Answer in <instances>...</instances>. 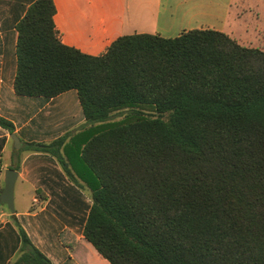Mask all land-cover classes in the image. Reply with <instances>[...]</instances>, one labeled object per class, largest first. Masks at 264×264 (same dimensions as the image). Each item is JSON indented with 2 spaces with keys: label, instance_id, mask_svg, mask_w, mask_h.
<instances>
[{
  "label": "trees",
  "instance_id": "16d2710c",
  "mask_svg": "<svg viewBox=\"0 0 264 264\" xmlns=\"http://www.w3.org/2000/svg\"><path fill=\"white\" fill-rule=\"evenodd\" d=\"M55 13L35 0L17 22L13 89L77 92L84 123L23 150L85 185L83 239L108 264H264V50L193 29L123 35L91 56L61 42ZM11 216L20 247L9 264H51Z\"/></svg>",
  "mask_w": 264,
  "mask_h": 264
},
{
  "label": "crops",
  "instance_id": "0c3cea01",
  "mask_svg": "<svg viewBox=\"0 0 264 264\" xmlns=\"http://www.w3.org/2000/svg\"><path fill=\"white\" fill-rule=\"evenodd\" d=\"M34 1L0 0V117L14 126L13 133L0 127V184L7 169L18 171L14 213L0 206V264H9L20 247L11 215L51 264H108L82 237L91 207L85 185L70 180L51 155L23 150L25 143L53 141L84 123L75 90L52 98L14 92L15 26ZM53 1L61 42L91 56L103 54L123 35L175 38L193 29L217 30L242 46L264 50V0H122L121 10L120 0ZM37 192L46 199L39 201ZM62 232L76 239L72 249L60 242Z\"/></svg>",
  "mask_w": 264,
  "mask_h": 264
},
{
  "label": "water",
  "instance_id": "95a60500",
  "mask_svg": "<svg viewBox=\"0 0 264 264\" xmlns=\"http://www.w3.org/2000/svg\"><path fill=\"white\" fill-rule=\"evenodd\" d=\"M12 139L15 142L14 147L19 148L20 143L18 139L14 135H12ZM17 176L18 171H15L13 169H7L4 172L3 189L0 193V203L4 204L11 213H14L13 191Z\"/></svg>",
  "mask_w": 264,
  "mask_h": 264
},
{
  "label": "rangeland",
  "instance_id": "374dc122",
  "mask_svg": "<svg viewBox=\"0 0 264 264\" xmlns=\"http://www.w3.org/2000/svg\"><path fill=\"white\" fill-rule=\"evenodd\" d=\"M124 7L122 0H120V6L119 9L121 10ZM124 117V112L121 111L113 116V120L118 121L121 120ZM7 209V208H6Z\"/></svg>",
  "mask_w": 264,
  "mask_h": 264
}]
</instances>
